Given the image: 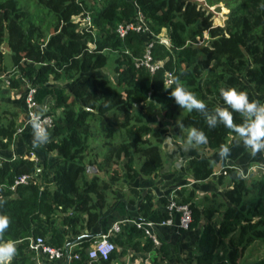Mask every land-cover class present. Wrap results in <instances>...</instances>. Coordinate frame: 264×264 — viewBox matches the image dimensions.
<instances>
[{
  "label": "trees",
  "instance_id": "obj_1",
  "mask_svg": "<svg viewBox=\"0 0 264 264\" xmlns=\"http://www.w3.org/2000/svg\"><path fill=\"white\" fill-rule=\"evenodd\" d=\"M90 2L0 0V45L6 41L11 60L9 66L0 49V81L5 76L16 88L20 76L35 86L36 112L41 107L44 113L49 107L59 110L51 116L47 144L34 147L27 142L22 153H0V198L6 201L0 212L11 218L4 239L17 241L18 249L11 264H37L29 245V238L37 236L64 249L68 244V264H109L118 246L121 250L129 246L151 250L154 243L143 228L120 221V229L111 236L116 248L108 258L88 256V248L98 236L90 230L102 217L101 210L114 207L122 198L135 205L138 219L159 222L169 217L167 195L157 197L160 208L150 189L141 193L137 186L128 185V193L120 197L112 187V181L123 185L122 180L134 182L139 175L159 174L164 164L162 136L151 126L157 111L162 116L177 114L176 125L203 130L208 137L204 145L211 149L235 134L223 125L209 129L198 112L183 109L181 113L170 97L173 81L178 78L209 110L227 107L220 96L222 87L244 90L250 99L264 93V0H230L224 25L214 24L212 13L196 0ZM87 14L93 24L80 26L75 17ZM139 16L152 34L129 30L123 37L118 35L119 22ZM162 29L169 45L160 41ZM204 34L207 39L200 43ZM146 37L153 38L152 54L161 62L154 72L135 65ZM108 50L115 52L116 85L104 76L89 74L108 64ZM165 71L172 74L170 83L165 82ZM60 79L65 83H49ZM234 115L240 123L241 116ZM16 117L14 110L0 107V149L15 143ZM52 153L56 157L49 162ZM41 160L52 167L51 173L39 169ZM88 165H95L99 173H88ZM180 169L194 180H203L214 172V165L206 155H190ZM23 173L30 175L28 181L15 184ZM224 178L228 181L223 191L227 203L216 202L215 191L205 195L203 206L196 203L194 187L183 185L173 191L177 202L191 207L189 228L201 226L193 243L194 259L189 261L264 264V257L241 261L247 246L264 238V177L256 181L261 193L249 199L245 198L249 186L238 169L222 165L217 180L220 183ZM220 210L221 217L214 224L213 216ZM157 235L159 248L168 250L170 240L158 231ZM75 253L79 256L74 257Z\"/></svg>",
  "mask_w": 264,
  "mask_h": 264
},
{
  "label": "rangeland",
  "instance_id": "obj_2",
  "mask_svg": "<svg viewBox=\"0 0 264 264\" xmlns=\"http://www.w3.org/2000/svg\"><path fill=\"white\" fill-rule=\"evenodd\" d=\"M24 1V0H23ZM92 0H89V2ZM199 4H201L204 8H206L208 11L212 13V19L214 24H221L224 25L226 23V19L228 17V13L231 9L230 6V0H196ZM239 1V0H235ZM91 3V2H90ZM31 8H34V6L30 5ZM75 19H79L80 26L86 27L88 25H92V19L90 20V24L88 23V18L86 16H76ZM95 31V28L92 29ZM160 36L166 37V30L161 31ZM207 39V34H204L202 38L199 39V42H204ZM146 40H148V37H146ZM145 40V41H146ZM0 49L3 50L4 56H5V62L10 66L11 60L9 56V49L6 45V41H3V43L0 45ZM108 53L110 54L109 62L107 65L101 68H93L89 71V74L91 76H104L107 78L108 81L111 82V84L116 85V75L113 71V57L115 52L113 50H108ZM19 76V75H18ZM0 81V107L5 106L6 109L14 110L18 118L15 119L16 122V137H15V143L11 145L7 149H0V153H4L5 155H13L22 153L24 151L25 142L32 143L33 141V130L31 127L30 122L26 123L25 121L22 122V117L25 116V118L28 117L29 114L26 109V93L28 88L31 86V84L25 80L24 78L19 76L20 84L18 87L14 88L11 87L10 84L7 82L6 77L3 76ZM50 84H64L65 80H50ZM258 100V99H257ZM52 101V100H51ZM50 101V102H51ZM50 106V103H49ZM181 109V113H182ZM59 110L52 109L49 107V110L46 112L50 116H55ZM5 112H2V115ZM9 117V116H8ZM178 115L175 114L171 117L169 116H162L159 110L156 113V119L151 123V126L153 129H157L160 131L162 136V143L161 146L163 147V155L164 158L167 161V154L168 151L172 153V137L175 135L177 138L183 139V145L186 140V134L187 132L192 128L191 126H180L176 125ZM176 125V126H175ZM169 128H171V136H170V142L171 146H169V141L165 140L164 138L167 137L169 133ZM51 136V133L49 132V137ZM19 144V145H18ZM207 147V146H206ZM38 149V148H37ZM208 152H212L213 149L208 148ZM183 152L182 154H191L197 155V148H193L191 150L185 151L182 147L181 149H178V151ZM193 152V153H191ZM170 155V154H168ZM54 161H52L51 164H53ZM215 168H218V161H215L214 163ZM41 169H48L47 163L40 161L39 164ZM50 169V168H49ZM48 169V170H49ZM98 172L95 165H88V173ZM252 173V172H251ZM164 179L169 181H172V186H175L176 183L174 182V176L173 172L170 173H163L161 175ZM142 177V176H141ZM261 177H264V174L261 170H258L257 172L253 174H249L248 176H245V180L249 186V192L245 195L246 199L254 198L258 194L261 193L260 191V185L256 183L257 180H259ZM214 180V179H213ZM210 181V180H209ZM208 181V182H209ZM255 181V183H252ZM114 187H120L122 186L121 182L112 181ZM47 186H50V183L46 184ZM157 187V185H156ZM194 189L197 190V187ZM201 194L200 191H195V200L199 203L205 202V196L199 195ZM214 199L216 202L224 201L223 203H227L225 200V197L223 195V191L221 190V187L218 188L217 192H215ZM263 205H264V199H263ZM222 208V207H221ZM222 214V210L217 212L214 216L212 221H219ZM200 226V225H199ZM199 226L196 228V232L199 228ZM192 231V229H188L187 231ZM190 231V232H191ZM191 232V233H192ZM174 238L179 237L177 233L174 232L173 234ZM191 236L190 234L183 237V239L178 238L174 244L169 242V245H167L168 250H164L159 246L152 247L151 250H135L132 247H127L125 250H121V247L116 248V257L114 260H112L109 264H191L189 259H194L195 256V248L192 242H190ZM169 241V240H168ZM182 242L183 244H180ZM176 243V244H175ZM177 246V248L175 247ZM164 255H169L168 257ZM264 257V238L263 239H256L254 240L244 251V254L241 258V261H256L260 258ZM49 263V262H48Z\"/></svg>",
  "mask_w": 264,
  "mask_h": 264
},
{
  "label": "clouds",
  "instance_id": "obj_3",
  "mask_svg": "<svg viewBox=\"0 0 264 264\" xmlns=\"http://www.w3.org/2000/svg\"><path fill=\"white\" fill-rule=\"evenodd\" d=\"M173 83H175V87L171 88L170 97L179 108L188 112L200 113L209 129L223 125L235 133L236 143H242L252 156L264 152V103L257 99H250L249 94L244 90L236 87H222L220 96L227 107L217 106L209 110L208 105L202 99H199L193 91L181 84L178 78ZM44 112L45 109L41 107L30 120L34 147H40L49 142L48 121L43 115ZM235 113L241 116L240 123L236 122ZM169 133L164 139L169 141V146H171V128H169ZM207 142L206 133L197 127H192L186 134L183 148L188 151L199 148L200 145L207 144ZM230 154L231 147L228 144H221L219 148L221 160L227 159ZM5 203L6 201L0 198V208ZM10 225V216L0 212V264H11L17 255V241L4 239Z\"/></svg>",
  "mask_w": 264,
  "mask_h": 264
},
{
  "label": "crops",
  "instance_id": "obj_4",
  "mask_svg": "<svg viewBox=\"0 0 264 264\" xmlns=\"http://www.w3.org/2000/svg\"><path fill=\"white\" fill-rule=\"evenodd\" d=\"M165 30V29H163ZM256 99H258L259 101L263 102L264 99V93L263 94H256ZM18 118V116L16 117ZM22 122L25 121L26 123L30 122V120H28V117L25 118L22 117ZM237 137L235 136V134H230L225 142V144H228L231 147V154L227 159L221 160L220 156H219V148L213 149L212 152H208V149L206 147V145H200L199 148H197V155H206L208 156L212 162L213 165L215 163V161H218V168H215L214 165V172L206 179L203 180H194L190 174L185 173L184 171H182L180 169V165L183 163V161L188 158L189 154H182L183 152H180V150L178 151V149H181L183 147V139L181 138H177L175 135H173L172 137V153L168 151V155L167 154V161L164 158V164L163 167L160 169L159 174L154 176V175H150V176H145V175H139L138 178L134 181V182H127L125 180H122L123 185L122 186H118V187H114L113 183H112V187L115 189L117 196L122 197L125 193V195L128 193V185H134L137 186L141 193L145 192L147 189H150V193L153 196L154 200H155V206L156 207H163L160 202L157 200V197L161 194H165L167 195V197H169V195L171 194V192H173L176 188H179L183 185H188V186H192L195 188L197 187V190L195 191H200L201 194L199 195H203L205 196L206 194L210 193L211 191H215L217 192L218 188L221 187V190L224 191V189L227 186V178H224L222 182H218L217 180V173L220 169V167L222 165H237L240 166L242 168H246L248 165H254V169L251 171L253 173L257 172L258 170H260L257 166L264 164V152L258 153L256 156H252L250 154V151L248 149H246L242 143L237 144L236 143ZM27 143V141L25 142V144ZM162 143V142H161ZM31 144V143H29ZM19 145V144H18ZM209 148V147H208ZM163 149V147H162ZM164 150V149H163ZM39 151V150H38ZM37 151V152H38ZM193 153V152H191ZM42 154V152H41ZM193 155V154H191ZM43 156V154H42ZM56 155L55 153H52V155H50L49 157V162H51V158H55ZM257 165V166H256ZM50 168V169H49ZM40 170H42L41 168H39ZM49 169V170H48ZM48 173H51L52 171V167H48ZM173 172V180L176 183L175 186H172V181H169L164 179L161 175L163 173H170ZM142 176V177H141ZM214 179V180H213ZM210 180V181H209ZM209 181V182H208ZM117 182H121V181H117ZM157 185V187H156ZM197 204L199 206H203L204 202L202 201V203H199L197 201ZM101 215L102 217L100 218V220L91 228L90 232L91 233H96L97 235L100 234L101 232H107L109 231L111 225L116 222V221H127L128 218H135L137 216V211L135 210V205L128 203L126 200H124V198H122V200H120L119 202H117V204L112 207V208H107L105 210H101ZM177 213L173 214V218L176 220L177 218ZM129 222V221H127ZM218 221H214V224H217ZM200 228L201 226H199L197 232H196V228L192 229L194 232L189 231H185V232H181L179 235V237L174 238L173 234L175 232L174 228L171 226H159V229L157 230L159 234H161L162 238L168 239L170 240V243H173L178 239L181 238L183 239V237H185L186 235L190 234L191 239L190 242L194 243L196 240V237L198 236L199 232H200ZM84 232H87V229L84 230ZM176 233V232H175ZM160 239V238H159ZM69 240H73V237L69 236ZM160 243H161V239H160ZM160 243L158 245L155 246H159ZM176 244V243H175ZM180 244H183L182 242H180ZM64 263L63 261H57L51 264H62Z\"/></svg>",
  "mask_w": 264,
  "mask_h": 264
},
{
  "label": "built area",
  "instance_id": "obj_5",
  "mask_svg": "<svg viewBox=\"0 0 264 264\" xmlns=\"http://www.w3.org/2000/svg\"><path fill=\"white\" fill-rule=\"evenodd\" d=\"M88 18V23L90 24L91 17L90 15H85ZM136 20L130 19L121 21L116 26V32L119 36L123 37L129 30H135L142 34H152L146 25V23L141 19V17H136ZM91 25V24H90ZM160 41H162V36H159ZM152 44L153 38L146 40L145 48L143 54L139 57L135 58V65L136 66H144L150 72H154L156 69L159 68L161 62L155 60L152 54ZM171 72L165 71L164 78L166 83L171 82ZM7 80V79H6ZM8 82V80H7ZM35 93V86H30L26 93V109L29 114V119L31 120L34 115L37 114L36 106L37 102L34 98ZM44 117L48 121V126L51 125L52 117L48 113H43ZM238 169L243 177L248 176L251 174V171L254 169V165H248L246 168H242L237 165H231ZM257 166V165H256ZM262 173L264 174V164L257 166ZM224 173L226 171H223ZM30 175L27 173L20 174L15 179V184L27 182ZM14 187V185H13ZM165 209L169 212V217L166 219L156 222L151 219H138L135 218H128L127 221L135 223L137 227H141L144 230V233L148 235L155 245L160 243L159 237L157 235V227L159 226H171L174 228L176 233H180L182 229H189L190 222L192 219V210L188 203H180L174 199V194H171L168 197V201L165 205ZM177 213L176 220L173 218V214ZM120 229V221L114 222L109 231L101 232L98 236L94 239L90 247L88 248V256L90 258H108L111 251L116 248V244L112 239V233L116 232ZM30 239V247L35 253V260L37 264H51L57 261H63L66 263L71 257L70 249L68 246L64 248L60 246H56L45 241V238L41 236H37L35 239ZM19 241V240H18ZM74 257H78L79 255L75 253ZM49 262V263H48Z\"/></svg>",
  "mask_w": 264,
  "mask_h": 264
},
{
  "label": "water",
  "instance_id": "obj_6",
  "mask_svg": "<svg viewBox=\"0 0 264 264\" xmlns=\"http://www.w3.org/2000/svg\"><path fill=\"white\" fill-rule=\"evenodd\" d=\"M162 41L165 42L167 45L170 44V41H169L168 37H162ZM66 246H68V244ZM66 264H68V261H66Z\"/></svg>",
  "mask_w": 264,
  "mask_h": 264
}]
</instances>
